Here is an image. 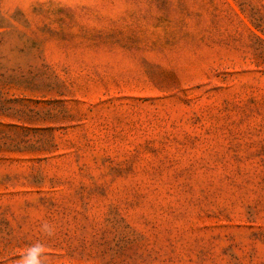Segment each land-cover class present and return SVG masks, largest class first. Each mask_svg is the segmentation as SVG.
I'll use <instances>...</instances> for the list:
<instances>
[{"label":"rangeland","instance_id":"obj_1","mask_svg":"<svg viewBox=\"0 0 264 264\" xmlns=\"http://www.w3.org/2000/svg\"><path fill=\"white\" fill-rule=\"evenodd\" d=\"M36 244L264 264V0H0V264Z\"/></svg>","mask_w":264,"mask_h":264},{"label":"clouds","instance_id":"obj_2","mask_svg":"<svg viewBox=\"0 0 264 264\" xmlns=\"http://www.w3.org/2000/svg\"><path fill=\"white\" fill-rule=\"evenodd\" d=\"M45 231L48 235H52V230L45 225ZM43 247L39 244L30 247L22 259V264H42Z\"/></svg>","mask_w":264,"mask_h":264}]
</instances>
